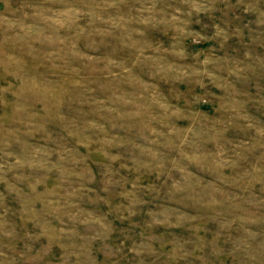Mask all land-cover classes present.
<instances>
[{
	"label": "rangeland",
	"instance_id": "obj_1",
	"mask_svg": "<svg viewBox=\"0 0 264 264\" xmlns=\"http://www.w3.org/2000/svg\"><path fill=\"white\" fill-rule=\"evenodd\" d=\"M0 264H264V0H0Z\"/></svg>",
	"mask_w": 264,
	"mask_h": 264
}]
</instances>
